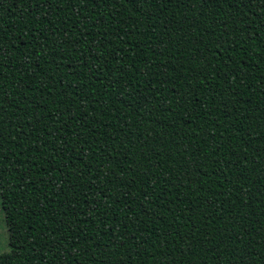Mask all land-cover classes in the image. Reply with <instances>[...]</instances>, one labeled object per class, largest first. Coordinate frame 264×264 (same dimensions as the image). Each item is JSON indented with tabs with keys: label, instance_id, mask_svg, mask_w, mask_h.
Here are the masks:
<instances>
[{
	"label": "trees",
	"instance_id": "trees-1",
	"mask_svg": "<svg viewBox=\"0 0 264 264\" xmlns=\"http://www.w3.org/2000/svg\"><path fill=\"white\" fill-rule=\"evenodd\" d=\"M0 264H264V0H0Z\"/></svg>",
	"mask_w": 264,
	"mask_h": 264
},
{
	"label": "rangeland",
	"instance_id": "rangeland-1",
	"mask_svg": "<svg viewBox=\"0 0 264 264\" xmlns=\"http://www.w3.org/2000/svg\"><path fill=\"white\" fill-rule=\"evenodd\" d=\"M7 251V233L4 225L3 214L0 208V254L6 253Z\"/></svg>",
	"mask_w": 264,
	"mask_h": 264
}]
</instances>
